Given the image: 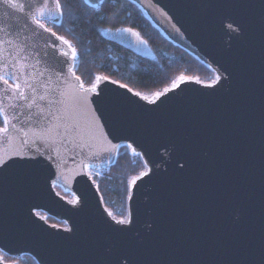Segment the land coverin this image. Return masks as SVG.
Masks as SVG:
<instances>
[{"label":"water","instance_id":"obj_1","mask_svg":"<svg viewBox=\"0 0 264 264\" xmlns=\"http://www.w3.org/2000/svg\"><path fill=\"white\" fill-rule=\"evenodd\" d=\"M130 1L140 7L145 17L168 40L204 62L214 71L215 77L221 78L220 81L213 87H206L213 80L196 83L197 79L183 76V82L175 87L173 83L169 85L170 91L159 99L154 93L148 95L150 100H155V103H148L127 85L118 81L112 83L115 80L99 75L105 79L96 85V92L89 93V101L103 90L107 95L118 94L131 103L127 107V118L119 127L99 119L102 127L95 129V135L99 137L103 133L121 147L132 144V148L140 153L146 167L144 171H148V176L129 188L133 199L127 200V206L137 213V219L128 226L131 231L123 234L114 233L109 227L115 225V221L108 216L110 210L97 184L91 183L92 178L88 180L90 187L86 191L77 183L80 171L77 165L89 150L85 148L83 154H76L80 149L68 143L73 139L79 140L76 133L64 140V146H61L60 137H56L62 158L67 161L63 170L69 179L64 181L57 179L56 159L47 160L37 153V147L44 152L48 145H42L33 135L35 129L30 131L27 123L23 126L24 131H28L27 137L14 129V140L9 143L0 134V156L19 150L45 159L48 165L45 171L24 180L14 170L0 179V251L12 257L30 255L39 264H96L104 248L123 242L140 248L141 259L147 264H262L264 0ZM90 3L97 6L101 0H90ZM2 13L0 8V16ZM225 17L242 20L245 36L234 39L226 34L228 21ZM62 18L63 15H57L45 22L59 24ZM222 20L224 28H221ZM18 23L23 25L24 20L19 19ZM125 29L138 33L130 27L108 28L103 31V36L141 57L155 58L151 46L139 33L137 37L123 31ZM18 30L14 28L8 36L0 32V39L27 45L26 51L30 55L26 73L20 76L22 83L44 71V52H52L45 49V41L55 38L46 32L32 36L30 31H24L16 39ZM0 52L5 62L11 64L8 58L10 52L12 55L15 52L6 44L0 46ZM37 60L42 62L37 63ZM53 62L48 59V63ZM14 71L10 67L2 68L0 75L14 83ZM73 72L78 76L75 66ZM69 79L74 87L77 83L75 78L69 74ZM4 88L0 81V101L7 108L9 103L17 101L8 100ZM65 90L71 91V88L65 86ZM25 91L28 92L27 89ZM56 107L60 108L59 112L56 108L51 111L63 117L60 122L74 125L77 133H83L87 142L94 143L87 134L90 119L87 109L73 110L72 118L68 119L64 107ZM90 107L95 109L96 105L90 104ZM20 128L21 123L17 121L16 129ZM59 131L63 133L64 128ZM24 139L29 143L23 144ZM162 145L170 152H191L194 167L183 175L177 173ZM103 146L108 147L106 142ZM119 149L104 151L97 147L94 150L98 155L90 161L91 167H112ZM130 151L133 153L132 149ZM72 156L75 160L71 159ZM57 187L81 203L86 196V204L81 207L80 204L69 203L71 200ZM225 204L232 206L228 214L222 211ZM48 216L67 222L66 227L71 228L72 233L65 231L66 227L48 222ZM148 225L157 232L155 236L152 237ZM237 237L240 238L239 243ZM85 240L93 244L98 242L102 248L86 246ZM243 249H251L250 254ZM0 264L17 263L6 262L0 254Z\"/></svg>","mask_w":264,"mask_h":264},{"label":"snow or ice","instance_id":"obj_2","mask_svg":"<svg viewBox=\"0 0 264 264\" xmlns=\"http://www.w3.org/2000/svg\"><path fill=\"white\" fill-rule=\"evenodd\" d=\"M82 2L84 5L95 7L94 4L90 3V0H82ZM103 2L104 0H101V3ZM0 8L3 9L2 16H0V32L4 33L5 36H8L14 28H17L19 30L16 32V39H19L21 32L24 31H30L32 36H39L41 33L46 32L51 37L55 38L54 40L45 41V49H51L52 52L51 54L48 51L44 52V71L38 72L36 76L30 79H25L22 83L20 82V76L26 73V62L30 55L26 51L27 45L17 44L11 39H0V46L6 44L15 52L14 55L10 52L8 59L11 60V64L5 62V58L2 57V52H0V69L13 68L15 70L12 75L14 83H9V80L6 79L4 75H0V81L5 85L4 92L7 94V99L10 101H17L16 103H9L7 108L3 107V101H0V118H2L3 123V127H0V134H3L4 138L8 140L9 143L14 140L12 135V130L14 129L22 132L23 136L27 137L28 131H24L23 127L24 124L27 123L30 131L35 129L33 135L41 141L42 145H48L44 152H41L40 148L37 147V153L40 156L46 157L47 160L56 159V168L58 171L57 179L64 181L69 179L63 170L67 161H64L62 158L60 147H57L56 137H60L61 146H64V140H66L69 135L76 133V135L79 136V140L73 139L68 141V143L74 144L76 148L80 149V152L76 154H83L85 148L89 150L84 159L77 165V168L80 170L78 172L79 180L77 183L81 184L86 191L87 188L90 187L88 180L94 175H100L99 172L84 171L91 167L90 161L94 160L98 155L94 149L100 147L104 151H115L121 147L119 144L112 143L103 133H101L99 137L95 135V129L102 127V125L98 123V120L104 119L106 122H111L114 126L119 127L127 118V107L131 102L118 94L107 95L103 90H101L93 100L89 101V93L96 92V85L101 79L105 78L96 76L92 87L85 88L81 78L75 76L73 72L75 66L74 62L78 58L77 49L64 36L57 35V33L45 23L47 19H55L57 15H63L61 0H0ZM19 19L24 20L23 25H19ZM225 20L228 21L226 34L231 35L234 39H240L245 36V24L242 20L231 17H225ZM221 28H224V20L221 21ZM123 31H127L139 37L138 33L132 32V29H125ZM57 41L60 43L58 44ZM61 45L66 46V48ZM37 55H39V53H37ZM49 58L54 62L48 63ZM69 61H72V63ZM41 62V60H37V63ZM31 67L35 69V65ZM65 67H67V71ZM69 74H71L77 82L74 87L71 85ZM220 79L219 76H216L212 84L206 85V87H213ZM183 81V76L178 77L173 81V87ZM112 83H116V81H112ZM196 83H200V81L197 79ZM65 86L71 88V91L65 90ZM25 89L31 94L29 95ZM169 91L170 89L166 87L163 92H156L153 95L156 99H159ZM135 95L148 101V103H155V100H150L148 95L141 96L140 92H136ZM21 101L23 103H19ZM69 101L71 104H69ZM90 104H95V109L91 108ZM57 105H62L64 107L68 119L72 118L71 113L73 110L83 111L87 109L90 116L87 125V134L94 143L87 142L83 133L76 132V127L74 125L60 122L63 121V117L56 116L51 111L52 108H56V111L59 112L60 108H57ZM22 108L24 111H21ZM97 113L100 115L97 116ZM17 121L21 123L20 129H16ZM53 121L57 122L54 123ZM61 127L64 128L63 133L59 131ZM103 142L107 143V148L103 146ZM22 143L28 144L29 141L24 139ZM33 143H35V141H33ZM123 147H125V149H132L133 155L137 157L140 156V153L132 148V144H127ZM162 147H165V152L175 166L177 173L183 175L194 167V159L191 152H170L166 146L162 145ZM195 150L196 146L193 147V151ZM68 151H72V149H68ZM71 159L75 160V157L72 156ZM161 160H163V157H161ZM156 167H159V165H156ZM46 169H48V165L45 159H39L35 155H28V153H22L19 150H14L11 155L5 153L4 156H0V179L6 178L10 170H14L16 175L21 180H24ZM153 175H155V173ZM144 176H148V171H143L139 175L133 176L131 180L128 181V187L130 188L136 185V182L141 180ZM149 178L151 179V177ZM91 183L93 185L96 184V180L92 179ZM53 185H55V181H53ZM126 199L132 200L133 196L128 194L126 195ZM86 202V196H84L83 203H81L79 199L69 201V203L72 204H80L81 207H83ZM261 206L262 209H264V200L261 201ZM231 207L230 204H225L222 211L228 214L231 211ZM107 214L111 217L112 221H115V225H109V227L117 234L131 231V228L128 226L133 225L137 219V213L130 209L122 210L119 214V219L112 211H108ZM37 215L40 214L37 213ZM40 218L45 219L43 216ZM237 219L239 220L240 217L237 216ZM148 228L150 233H152V237L155 236L157 232L152 229V226L148 225ZM65 231L72 233L71 228L66 227ZM73 235H75V233H73ZM151 239L149 242H151ZM236 239L237 243H239L240 238L237 237ZM83 243L92 248L96 246L102 248V245L98 242L93 244L85 240ZM260 247L261 251H264V229H262L261 232ZM243 251L250 254L251 249H243ZM141 256L142 252L140 248L131 244L118 242L104 248L96 264H147L146 261L141 259ZM262 264H264V262H262Z\"/></svg>","mask_w":264,"mask_h":264},{"label":"trees","instance_id":"obj_3","mask_svg":"<svg viewBox=\"0 0 264 264\" xmlns=\"http://www.w3.org/2000/svg\"><path fill=\"white\" fill-rule=\"evenodd\" d=\"M61 4L62 21L51 27L77 49L75 72L86 86L93 85L95 77L103 75L137 92L152 95L171 85L180 76L195 78L202 82L215 79V73L210 67L192 53L168 40L145 17L140 7L130 0H104L95 7L84 5L82 0H61ZM120 27H130L138 31L151 46L155 58L146 59L104 38L105 29ZM2 126L0 118V127ZM144 169L145 165L140 156L133 155L130 149L120 147L116 163L107 168L108 173L105 176L96 180L108 209L114 212H117V209L126 210L128 181ZM57 189L64 196H71L62 188ZM47 220L60 222L50 216ZM0 254L5 261L39 264L27 254L20 257H12L2 251Z\"/></svg>","mask_w":264,"mask_h":264},{"label":"rangeland","instance_id":"obj_4","mask_svg":"<svg viewBox=\"0 0 264 264\" xmlns=\"http://www.w3.org/2000/svg\"><path fill=\"white\" fill-rule=\"evenodd\" d=\"M92 86V85H91ZM146 168V167H145ZM145 170V169H144ZM143 170V171H144ZM100 173H102V177L103 176H105L107 173H108V171L105 169V168H101L100 170H98ZM101 176L100 177H98V179L99 178H102ZM67 199H69V200H72L73 199V197L72 196H70V197H67V196H65ZM126 209H128V206L126 207ZM108 210H110V209H108ZM110 211H112V210H110ZM114 214H116L117 215V218L119 219L120 218V212H121V209H117V212H114V211H112ZM41 215H43V213H40ZM51 224H53V225H58V226H63V227H66V224L64 223V222H50ZM2 255V254H1ZM6 262H10V261H6ZM14 262V261H13Z\"/></svg>","mask_w":264,"mask_h":264},{"label":"built area","instance_id":"obj_5","mask_svg":"<svg viewBox=\"0 0 264 264\" xmlns=\"http://www.w3.org/2000/svg\"><path fill=\"white\" fill-rule=\"evenodd\" d=\"M101 168H105L106 170H107V167H97V166H93V167H90L89 169H88V171H92V172H99L98 170H100ZM100 173V172H99ZM102 177V173H100V175L99 176H93L92 177V179H95V180H97L98 179V177ZM97 182V181H96Z\"/></svg>","mask_w":264,"mask_h":264},{"label":"flooded vegetation","instance_id":"obj_6","mask_svg":"<svg viewBox=\"0 0 264 264\" xmlns=\"http://www.w3.org/2000/svg\"><path fill=\"white\" fill-rule=\"evenodd\" d=\"M46 24H47V26L48 27H51L52 25H58V24H54V23H52V22H50V21H47V22H45ZM52 28V27H51ZM120 28H122V27H120ZM116 29H118V28H116ZM135 30V29H134ZM54 31V30H53ZM138 32V31H137ZM58 34V33H57ZM59 35V34H58ZM61 36V35H60ZM99 76V75H98ZM95 82V81H94Z\"/></svg>","mask_w":264,"mask_h":264},{"label":"bare ground","instance_id":"obj_7","mask_svg":"<svg viewBox=\"0 0 264 264\" xmlns=\"http://www.w3.org/2000/svg\"><path fill=\"white\" fill-rule=\"evenodd\" d=\"M58 226V225H57Z\"/></svg>","mask_w":264,"mask_h":264}]
</instances>
